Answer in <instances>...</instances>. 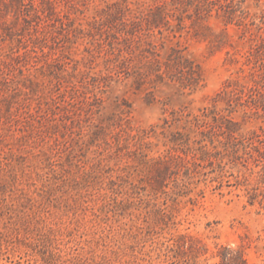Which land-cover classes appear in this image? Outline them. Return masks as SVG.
Returning a JSON list of instances; mask_svg holds the SVG:
<instances>
[{
  "label": "rangeland",
  "instance_id": "1",
  "mask_svg": "<svg viewBox=\"0 0 264 264\" xmlns=\"http://www.w3.org/2000/svg\"><path fill=\"white\" fill-rule=\"evenodd\" d=\"M0 264H264V0H0Z\"/></svg>",
  "mask_w": 264,
  "mask_h": 264
}]
</instances>
